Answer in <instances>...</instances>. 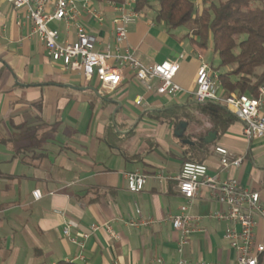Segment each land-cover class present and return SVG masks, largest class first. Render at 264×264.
Instances as JSON below:
<instances>
[{
	"label": "crops",
	"instance_id": "crops-1",
	"mask_svg": "<svg viewBox=\"0 0 264 264\" xmlns=\"http://www.w3.org/2000/svg\"><path fill=\"white\" fill-rule=\"evenodd\" d=\"M92 5L102 13L103 23L87 16L81 22L97 38L96 50L103 51L113 40L116 11L105 0ZM0 11V139L9 140L0 142V264H155L157 258L166 264H178L182 258L236 264V253L224 239L231 223L212 218L225 207L206 188L199 190L190 210L201 221L193 226L184 254L178 253L181 235L171 218L185 203L177 182L185 149L173 124L156 118L180 109L201 121L200 126L189 123L185 134L208 132L193 95L202 63L216 67L210 51L192 45L190 38L187 43L176 38L182 35H172L174 29L157 23L156 13L145 10L129 27L125 47L145 65L178 60L175 83L183 91L176 97L159 95L155 87L149 91L124 67L120 86L102 95L97 79L88 81L81 71L47 57L40 40L30 36L24 11H14L7 0H0ZM21 20L23 25L18 24ZM50 26L61 32V41H75L74 26L67 29L63 22ZM137 97H143L141 105H136ZM43 124L26 139L12 141L20 136L19 127ZM244 126L237 118L226 133L218 134L205 163L209 174H218L221 181L234 178L259 192L264 208V136L249 139ZM152 128L157 135L150 134ZM217 146L243 157L242 166L222 169ZM135 171L149 176L139 193H131L125 180ZM34 191H40L39 199ZM136 209L154 224L127 225ZM68 221L75 223L70 237L64 234ZM257 221V242L264 244V216ZM108 223L118 239L107 232ZM93 225L101 228L80 248L72 239L83 241Z\"/></svg>",
	"mask_w": 264,
	"mask_h": 264
},
{
	"label": "built area",
	"instance_id": "built-area-1",
	"mask_svg": "<svg viewBox=\"0 0 264 264\" xmlns=\"http://www.w3.org/2000/svg\"><path fill=\"white\" fill-rule=\"evenodd\" d=\"M16 12L24 11L31 24L30 36H36L43 44L47 57L53 63H60L73 71H81L88 81L96 78L100 83L99 92L102 95L114 91L124 80L123 68L129 67L135 77L149 91L154 87L159 95L176 97L183 91L175 83V78L180 69L178 60H166L153 65L140 62L129 48L125 47L128 39L129 27L138 22L143 11L137 9L138 0H105L107 5L116 11L113 17V40L107 43L103 51L96 50L97 38L89 32L81 22L84 16L94 18L102 24L104 17L101 12L93 7L94 0H7ZM2 12L0 11V17ZM63 22L66 28L74 26L76 29L75 41L60 40L61 32L51 28L52 23ZM19 25H23L21 20ZM195 79V99L200 102L223 103L229 112L241 119L244 133L249 139L264 136V85L259 89L257 97L238 95L232 93L222 96L219 74L211 66L203 62L199 67ZM157 83L156 85L154 84ZM155 85V86H154ZM136 105L143 103V97H137ZM215 153L220 157L222 169L230 167L239 168L244 158L235 156L222 146L215 148ZM218 174H209L206 164L187 161L182 165L181 173L177 178L178 192L185 200L179 208V213L173 216L174 230L180 233L177 251L183 255L190 243L193 226L198 225L201 217L190 213L199 190H210L214 198L225 207L218 211L212 218L231 223L225 232L226 239L235 251L236 264H259L260 257L264 255V244L257 242L256 228L257 217L264 216L259 192L244 188L236 179L221 181ZM127 188L131 193L142 192L149 180V176L135 171L126 176ZM36 199L41 197L40 191H34ZM134 228L149 227L155 220L144 217L140 209H136V217L125 221ZM75 226L73 221H68L64 234L70 237V228ZM109 235L118 239L111 225L105 224ZM101 227L93 225L89 232L83 234V241L72 239L80 248L85 247V241ZM78 259H82L79 256ZM75 261L69 263L74 264ZM155 264H166L162 258H157ZM178 264H215L202 261L191 262L182 258Z\"/></svg>",
	"mask_w": 264,
	"mask_h": 264
},
{
	"label": "trees",
	"instance_id": "trees-1",
	"mask_svg": "<svg viewBox=\"0 0 264 264\" xmlns=\"http://www.w3.org/2000/svg\"><path fill=\"white\" fill-rule=\"evenodd\" d=\"M198 1L138 0L137 9L152 10L156 5V22L164 24L169 30L191 25L189 42L201 49L211 48L219 57L220 64L214 70L219 73L223 95L236 93L257 97L259 89L264 85V0H201V5ZM41 105L40 102L38 106ZM197 108L209 124L208 132L185 134L183 139L190 140L194 145H186L180 138L178 141L185 149L184 163L191 161L206 164L211 145L203 142L204 137L209 132L220 135L226 133L237 117L221 103L203 102ZM156 118L167 120L174 127L180 121L199 126L201 123L199 119L180 109L158 113ZM42 127L45 125L21 126L20 136L15 135L12 141L24 140L34 129L38 131ZM0 142L7 143L9 140L0 139ZM2 249L0 239V252Z\"/></svg>",
	"mask_w": 264,
	"mask_h": 264
},
{
	"label": "rangeland",
	"instance_id": "rangeland-1",
	"mask_svg": "<svg viewBox=\"0 0 264 264\" xmlns=\"http://www.w3.org/2000/svg\"><path fill=\"white\" fill-rule=\"evenodd\" d=\"M208 2L209 1H212V0H207ZM199 2V4L201 5V0H199L198 1ZM157 9V6L155 5L154 6V8H152V15H155V10ZM192 33V26L191 25H187V26H184V27H181V28H177L175 31L173 30L172 31V35H182V36H176V38H178V39H183V41H185L186 43H187V41L189 40V35ZM208 50L210 51V53H211V60H212V62H214L213 64L215 65V66H218L219 64H220V60H219V57H218V55L217 54H214V52H213V50L211 49V48H208ZM94 79H96V78H94ZM157 132L158 131H156L155 129H151V131H150V134H152V135H157Z\"/></svg>",
	"mask_w": 264,
	"mask_h": 264
},
{
	"label": "water",
	"instance_id": "water-1",
	"mask_svg": "<svg viewBox=\"0 0 264 264\" xmlns=\"http://www.w3.org/2000/svg\"><path fill=\"white\" fill-rule=\"evenodd\" d=\"M93 90L95 93H97V91L95 89H93ZM197 104H201V103L197 102ZM114 118H115V115H114ZM177 124L178 125L175 127V130H174L175 136L182 139L184 144L194 145V143L191 142L190 140L183 139L189 124L186 121H180ZM217 139H218V133L217 132H209L208 135L206 137H204L203 142L206 145H212L217 141Z\"/></svg>",
	"mask_w": 264,
	"mask_h": 264
}]
</instances>
